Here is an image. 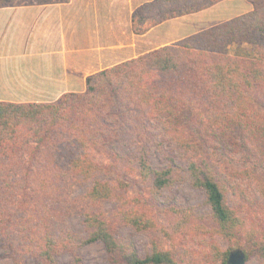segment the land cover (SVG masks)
Here are the masks:
<instances>
[{"label":"trees","instance_id":"obj_1","mask_svg":"<svg viewBox=\"0 0 264 264\" xmlns=\"http://www.w3.org/2000/svg\"><path fill=\"white\" fill-rule=\"evenodd\" d=\"M218 1L153 0L134 29ZM250 1L89 76L85 92L0 99V236L14 264H86L97 242L108 264H230L234 252L264 264V0ZM185 185L201 205L170 195ZM126 230L147 236L144 253Z\"/></svg>","mask_w":264,"mask_h":264},{"label":"crops","instance_id":"obj_2","mask_svg":"<svg viewBox=\"0 0 264 264\" xmlns=\"http://www.w3.org/2000/svg\"><path fill=\"white\" fill-rule=\"evenodd\" d=\"M151 1L0 0V99L85 92L89 76L200 32L187 31V17L210 8L137 32L134 12Z\"/></svg>","mask_w":264,"mask_h":264},{"label":"rangeland","instance_id":"obj_3","mask_svg":"<svg viewBox=\"0 0 264 264\" xmlns=\"http://www.w3.org/2000/svg\"><path fill=\"white\" fill-rule=\"evenodd\" d=\"M253 8L254 5L250 0H220L209 9L187 17V20H192L187 28V31L198 32L205 30L219 23L250 12ZM239 182H241V184L245 187L249 185L246 181L239 180ZM170 195H175L179 200L194 205H201L205 199V195L201 190L193 188L190 185L176 188L171 191ZM233 201L234 200H232V202ZM70 224L78 231H83V225L80 218L72 217ZM126 233L134 236L139 251L144 253L148 247L147 236L143 234H134L128 230H126ZM7 249V244L0 236V264H14V260ZM83 253L86 264H108L106 260V253L101 243L97 242L86 246L83 249ZM29 260L32 264H35L34 260L31 258ZM60 262L61 264H69V257H61ZM246 264H261V261L260 259L254 257L248 260Z\"/></svg>","mask_w":264,"mask_h":264},{"label":"water","instance_id":"obj_4","mask_svg":"<svg viewBox=\"0 0 264 264\" xmlns=\"http://www.w3.org/2000/svg\"><path fill=\"white\" fill-rule=\"evenodd\" d=\"M230 264H246L245 256L240 252L231 255Z\"/></svg>","mask_w":264,"mask_h":264}]
</instances>
